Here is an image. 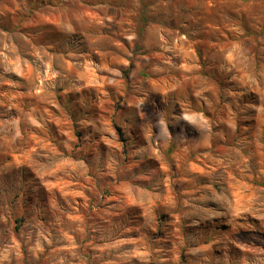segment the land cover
I'll use <instances>...</instances> for the list:
<instances>
[{
  "label": "rangeland",
  "instance_id": "obj_1",
  "mask_svg": "<svg viewBox=\"0 0 264 264\" xmlns=\"http://www.w3.org/2000/svg\"><path fill=\"white\" fill-rule=\"evenodd\" d=\"M0 264H264V0H0Z\"/></svg>",
  "mask_w": 264,
  "mask_h": 264
}]
</instances>
